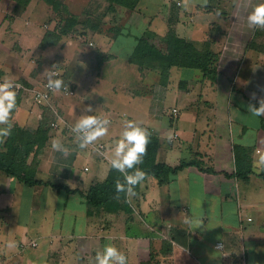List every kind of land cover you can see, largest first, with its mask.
<instances>
[{
  "label": "crops",
  "instance_id": "obj_1",
  "mask_svg": "<svg viewBox=\"0 0 264 264\" xmlns=\"http://www.w3.org/2000/svg\"><path fill=\"white\" fill-rule=\"evenodd\" d=\"M57 1L63 18L44 0H29L19 11L15 0H0V82L27 88L18 92L12 135L34 145L26 165L39 182L29 186L0 170V264H93L107 244L128 264H264V165L257 164L264 117L249 112L264 100V30L247 26L259 0H140L134 10L113 11L104 0ZM64 11L79 24L43 45L65 23ZM146 32H172L217 54L223 70L236 71L232 88L220 89L200 70L172 67L166 81L141 70L130 57ZM48 72L73 94L53 93L41 105L33 93L45 91ZM84 114L104 116L111 126L81 150L69 129ZM125 120L152 132L157 163L236 171L238 155L250 173L235 178V198L224 197L220 175L188 167L164 182L150 177L118 211L92 208L83 194L108 178L105 154L111 157ZM54 139L71 149L67 156L53 151ZM190 217L204 224L193 231L185 223ZM10 241L17 247L9 249Z\"/></svg>",
  "mask_w": 264,
  "mask_h": 264
},
{
  "label": "trees",
  "instance_id": "obj_2",
  "mask_svg": "<svg viewBox=\"0 0 264 264\" xmlns=\"http://www.w3.org/2000/svg\"><path fill=\"white\" fill-rule=\"evenodd\" d=\"M17 8L23 10L29 0H15ZM53 10L64 17L62 6L57 0H44ZM108 5L107 11H113L116 6L123 7L127 10H134L140 0H104ZM66 18L65 23L59 27L54 34L49 32L43 39V45L51 43L56 44L60 41V36L70 33L77 24L78 18L68 11H64ZM91 21V20H90ZM89 21V22H90ZM221 58L208 49L202 51L197 50L191 43L184 39L178 38L174 33H169L165 37H160L152 32H146L137 43V46L130 57V62L138 65L142 69H151L160 74L163 81H166L169 76V71L172 67L187 68L200 70L205 79L210 80L212 84L217 85L222 90H230L233 86L234 76L236 71L230 73L220 65ZM158 141L151 137V142L148 146L147 154L144 157L143 163L138 165L143 171L149 174V177L159 179L161 182L167 181L169 176L176 175L188 167H196L206 173L221 176V188L224 197L229 199L233 193L235 198V178H247L250 170L240 167V159H236L237 170H220V169H205L200 164L194 162L181 163L177 167H170L166 164H160L156 161ZM6 150L0 151V170L8 176L19 179L23 183L34 186L39 184L34 179L33 171H30L26 165L27 159L33 150L34 145L19 135H12L8 138L5 144ZM123 180V177L117 171L111 169L108 178L102 183H95L90 190L83 194L88 205L92 208H103L107 211H118L119 208L126 204L124 194H120V199H117L115 184L117 180ZM57 188L66 189L67 192L73 193L76 191L70 190L63 185Z\"/></svg>",
  "mask_w": 264,
  "mask_h": 264
},
{
  "label": "clouds",
  "instance_id": "obj_3",
  "mask_svg": "<svg viewBox=\"0 0 264 264\" xmlns=\"http://www.w3.org/2000/svg\"><path fill=\"white\" fill-rule=\"evenodd\" d=\"M220 13L218 12L217 15ZM247 26L250 29L264 30V0L252 6L251 11L247 15ZM56 72L47 73L46 88L55 93L67 92L68 85L62 78L57 77ZM20 83H15L7 78L0 82V143L4 138L10 137L13 130V114L18 111V92L17 89L22 88ZM41 102L47 101L46 95L39 97ZM89 107L87 112H92ZM249 112L255 117H264V100L260 101V106L255 105L249 107ZM58 123L63 124V118L58 115ZM111 120L104 116L97 115H81L74 126L70 127V132L74 134V143L79 149H87L90 145H94L101 138L109 135ZM152 132L142 124L135 120H125L122 131L118 139L111 142V157L105 154L111 169L117 171L123 177V180H117L115 190L117 199L120 194H124L126 203H131L132 199L138 195L136 189L150 179L149 174L143 171L138 165L143 163L147 154L148 146L151 142ZM169 141L173 139L168 137ZM52 149L55 152L67 156L71 149L63 144L59 139L51 141ZM259 149L257 150L259 154ZM258 165H264V155L259 156ZM185 223L194 231L200 228L204 223L198 217H190ZM9 249H14L17 244L10 241L7 244ZM93 264H128V257L120 251L115 245L107 244L102 250H98L93 258Z\"/></svg>",
  "mask_w": 264,
  "mask_h": 264
},
{
  "label": "built area",
  "instance_id": "obj_4",
  "mask_svg": "<svg viewBox=\"0 0 264 264\" xmlns=\"http://www.w3.org/2000/svg\"><path fill=\"white\" fill-rule=\"evenodd\" d=\"M177 5L178 6H180L181 5V3H179V2H177ZM57 73V72H56ZM58 74V73H57ZM58 76V75H57ZM16 83V82H15ZM47 84V83H46ZM46 84L44 85L45 87V91H39V90H36V91H34V93H33V96H34V100L38 103V104H44V103H47V102H49L50 101V99H51V97H52V95H53V92L52 91H50V90H48L47 88H46ZM22 85V84H21ZM23 86V85H22ZM17 92H23V93H26L27 92V88L26 87H22V88H20V89H17ZM62 93H63V95H65V96H71L72 94H73V91H72V89H71V87H69L68 86V91L67 92H63L62 91ZM44 95H46L47 97H48V99H47V101H45V102H41L40 101V99H39V97H41V96H44ZM177 112V110H174V113H176ZM33 246H35V244L33 245ZM217 247L218 248H223V245H222V243H219L218 245H217ZM238 264H248L247 263V261H242L241 263H238Z\"/></svg>",
  "mask_w": 264,
  "mask_h": 264
},
{
  "label": "rangeland",
  "instance_id": "obj_5",
  "mask_svg": "<svg viewBox=\"0 0 264 264\" xmlns=\"http://www.w3.org/2000/svg\"><path fill=\"white\" fill-rule=\"evenodd\" d=\"M120 61H122V59H120ZM121 63V62H120ZM87 80H89V78H83V81H85V82H87ZM118 83V82H117ZM119 85V84H118ZM121 88H123L124 86H122V85H119ZM105 89V88H104ZM105 91H106V89H105ZM107 92V91H106ZM106 92H104V90H103V88L101 89V94H102V96H106V95H104ZM95 95H93L92 97H94ZM170 106H171V104H170ZM95 112H98V111H96V109H95Z\"/></svg>",
  "mask_w": 264,
  "mask_h": 264
}]
</instances>
